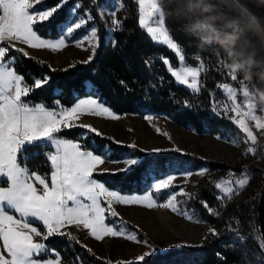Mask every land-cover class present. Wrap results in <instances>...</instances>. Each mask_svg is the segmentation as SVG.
<instances>
[{
  "label": "snow or ice",
  "instance_id": "1",
  "mask_svg": "<svg viewBox=\"0 0 264 264\" xmlns=\"http://www.w3.org/2000/svg\"><path fill=\"white\" fill-rule=\"evenodd\" d=\"M136 2L139 5V28L145 30L153 42L165 45L178 58L179 66L174 67L169 58L161 57L170 76L177 84L186 86L193 93H199L200 76L205 70L204 62L201 60L198 67L187 66L182 47L157 15L154 0ZM43 3L44 0H0V264H65V257L48 242L52 238L61 237L79 244V239L66 231L71 227L86 230L88 237L96 241L123 238L147 248L134 259L115 262L108 260L105 264H151L150 258L161 250L149 240L142 239L138 228L135 231L129 230L126 222L119 219L108 223L109 218L119 216L114 205L169 209L190 221L201 223L203 221L194 220L195 210L187 207V202L195 198V194L186 192L176 181L183 177L186 185L192 175L203 176L209 170L202 168L195 173L185 170L168 174L150 183L145 192L133 195L111 190L105 182L96 179L97 175L129 173L141 161L135 156L122 161L113 160L107 146L99 150L90 148L84 143L89 134L98 137L103 134L92 125L78 124L77 121L87 115L110 120H118L120 116L100 102L94 87L70 107L61 105L59 100L55 101L54 107L31 101L28 98L37 89L47 85L51 78L44 75L29 83L25 75L17 71V57L11 53L14 51L29 57L25 47H17L18 44L31 49L59 52L67 48L71 41L76 47L91 51L88 59L82 62L90 63L102 39L100 28L94 23L96 17L105 24V43L116 47L118 41L115 34L123 30V22L116 18V14L122 10L123 4L118 0L117 5L109 9L100 5L99 0H89L90 5L97 8L96 16H93L91 7L84 8L82 3L77 2L72 9V18L58 23L56 16L67 0H57L50 7H37ZM80 9H83L82 13ZM106 16L112 18L110 25L105 22ZM89 24L93 26L89 28ZM38 25L53 26L59 32V37L43 38L39 34ZM82 28H87L86 34L72 41L74 33ZM145 64L147 67L152 66L150 60H146ZM121 84L125 82L121 81ZM218 87L223 91L226 101H213L211 111L218 117H227L243 134L242 143L247 147L242 156L257 157L260 152L257 158L264 159V149L259 146L257 135L250 126V122H254L257 130L264 129L261 117L256 114V110H249L238 101L240 94L235 87L227 83ZM183 103L186 108L194 107L190 101L185 100ZM145 119L151 122L154 117L147 115ZM77 127L85 130L77 140L60 135ZM156 131L171 139L159 127ZM216 138L222 139L219 135ZM111 139L113 143L121 144ZM225 139L234 146L241 142L236 138ZM128 147L135 149L137 146L131 144ZM173 150L182 151L179 148ZM152 151L158 153L165 150L156 148ZM25 153L29 156H44L50 171L40 173L39 170L30 169ZM106 162H122L124 167L109 173L108 169L101 167ZM251 178L249 169L245 167L240 170L239 176L229 170L227 178L216 182L214 187L220 193L217 199L222 202V206L226 207L224 201H231L239 195L249 185ZM175 188H179V191H173ZM165 193L166 199L159 202L160 195ZM201 204L210 215L219 216L218 211L209 206L207 201H201ZM235 223L239 225V220ZM234 231L241 243L247 239L239 230ZM209 235L218 237L219 233L217 229L209 228L203 239L206 241ZM178 246L190 247L186 244ZM80 247L92 254V249L87 245L80 244ZM260 247L264 252V245ZM217 255L221 256L220 253ZM69 264L84 262L76 254L69 258Z\"/></svg>",
  "mask_w": 264,
  "mask_h": 264
},
{
  "label": "trees",
  "instance_id": "2",
  "mask_svg": "<svg viewBox=\"0 0 264 264\" xmlns=\"http://www.w3.org/2000/svg\"><path fill=\"white\" fill-rule=\"evenodd\" d=\"M111 1L99 0V4L110 6ZM77 2L82 3L84 8L91 7L93 16H96L97 8L91 6L89 0H67L56 16V21H65ZM120 2L123 4V30L115 34L118 44L112 47L105 43V24L96 17L94 23L99 26L102 39L95 58L90 63L85 64L82 62L86 60L73 59L65 65H53L50 60L35 54L29 53V58L18 52L11 53L17 57V71L24 74L29 83L44 75L51 78L47 85L37 89L28 99L45 103L48 107H54L57 100L63 106H71L94 87L97 98L118 113L161 112L175 124L192 127L198 133L220 136L242 134L227 117L215 115L211 111V105L213 101H226L218 85H236L232 74L235 67L243 61L250 63L249 76L258 96L264 102V38L256 18L237 0H203V4L200 0H158L165 27L182 47L186 65L198 67L201 60L204 62L205 70L200 76L201 90L199 93H193L186 86L177 84L162 63L161 57H166L174 67H178L176 55L165 45L153 42L146 31L139 28V5L136 0ZM55 3L57 0H44V3L37 7H50ZM204 4L211 6L209 10H204ZM82 11L83 9L79 10ZM206 25L212 28L208 39L202 38L198 33ZM37 27L41 35H59L51 25ZM85 29L77 30L76 33H84ZM146 60L151 61V67L146 66ZM121 81L125 84L122 85ZM185 100L190 101L194 107L186 108L183 103ZM84 131L77 127L60 135L77 140ZM111 138L114 137L89 134L84 143L97 150L107 146L111 157H122L124 154L139 157L141 164L129 173L96 176V179L105 182L108 188L121 193L145 192L154 178L169 173L176 162L193 168L207 166L209 171H214L200 179L195 189L188 192L195 194V198L187 202V207L194 209L195 213L208 223L199 240L186 244L190 247L177 245L158 251L150 258L151 264H264V252L260 247L264 245V240L260 234L257 216L258 200L264 186V165L235 164L223 159L201 156L195 152H177L173 150L175 148L158 153L137 145L133 149L128 147L130 143L121 142L118 145L113 143ZM25 158L28 161L27 166L33 171H50L44 156H29L25 153ZM245 167L252 176L251 185L231 201H224L226 207L222 206V202L217 199L220 193L214 184L225 173H229V170L240 173ZM114 171L109 170V173ZM176 184L185 185L184 182ZM177 190L179 188L173 189ZM166 195H160L159 201L165 200ZM201 201H207L209 206L218 211L219 216L210 215ZM236 220H239V225L235 223ZM209 228L217 229L219 236L209 235L205 241L203 237ZM234 230H239L247 237L245 242L241 243L236 238ZM79 242L78 244L66 238L55 237L48 243L61 252L65 257V264H69V258L76 254L80 255L84 264H105L111 260L98 254L82 240L79 239ZM80 244L91 248L92 254L81 248ZM218 253L221 256H218ZM118 260L121 259L111 261Z\"/></svg>",
  "mask_w": 264,
  "mask_h": 264
},
{
  "label": "rangeland",
  "instance_id": "3",
  "mask_svg": "<svg viewBox=\"0 0 264 264\" xmlns=\"http://www.w3.org/2000/svg\"><path fill=\"white\" fill-rule=\"evenodd\" d=\"M111 2L112 4L110 6L105 5L109 9L116 6L118 0H112ZM260 4L261 5L259 6L264 12V2H261ZM154 6L158 17L163 21L161 9L158 5V0H154ZM72 9L67 19L72 18ZM116 18L121 20V11L117 12ZM111 19V16H106V23L110 25ZM92 26V24L88 25L89 28ZM86 32L87 28L85 29L84 33L75 32L73 37L71 38L72 41L78 40L81 36L85 35ZM41 36L45 39H57L59 37V35L53 37L44 35ZM17 47H25V50L28 51V53L35 54L42 58L48 59L53 65H65L73 59L87 60L89 55L91 54L90 50L86 51L83 50V48L76 47L75 44L71 41L69 42V46L67 48L59 52H52L47 49L26 48V46L20 44H18ZM227 84L233 86L232 83ZM237 91L240 94L238 95L241 100L240 102L244 103V105L249 110H256V114L261 117V122L264 123V102L262 100L261 103H256L252 101L248 96L247 92L242 88L237 89ZM115 113L120 116V119L110 120L87 115L82 116L81 119L77 121V123L90 124L93 127L97 128L102 134L110 135L120 142L135 144L147 151H152V149L156 148L164 150H168L171 148H179L185 152H195L201 156L223 159L230 163H240L243 165L252 163L255 165H264V159L257 158L259 156L258 153L257 157L242 156L243 151L247 147V145H244L242 143L243 134L237 133L229 136L225 135L221 136L222 139H217L216 137L218 136V134L198 133L192 127L179 126L175 124L166 114L161 112H148L144 114L129 112ZM147 115H152L154 119L149 122L145 119ZM250 126L252 127L253 132L257 135L259 146L264 149V129L257 130L254 122H250ZM157 127H159L162 132H167L168 136H170L171 139L158 133L156 131ZM225 138H236L241 142L238 146H234L232 143L226 142ZM129 156L134 155L124 154L122 157L111 158L113 160L122 161L124 158H127ZM173 165L174 166L169 173L165 174L162 177L154 178L153 181L161 179L168 174L178 173L185 170L192 171L194 173L202 168H206L209 170L207 166H199L193 168L189 165L180 164L178 162ZM101 167L108 170H116L124 167V164L122 162H106ZM233 172L236 176L240 175V173H237L235 171ZM211 173H214V171H208L203 176L198 174L192 175L188 180L187 184L183 186L185 188V191L189 192L194 190L197 182ZM227 176L228 173H225L222 178H227ZM178 182H184V178H178L176 183ZM251 183L252 178L250 180L249 185L245 189H247L251 185ZM121 194L133 195L141 193ZM114 207L118 212L119 216L117 218H109L108 223L111 224L114 220L119 219L123 222H126V227L129 230L135 231L138 228L139 235L142 239L149 240L153 245H155L158 249L162 251L166 250L170 246L196 243L201 237L203 231L208 226V223L201 219L196 213L194 216V220H200L203 222L196 223L190 221L185 217L177 215L171 212L169 209L164 208L146 209L144 207L135 205H114ZM66 230H69L76 237H78L80 240L90 246L93 250H95L98 254L109 257L111 260H131L134 259L137 255L147 250L144 245H138L133 242L124 240L123 238H105L103 241H96L93 238L88 237L86 230H77L74 227L68 228Z\"/></svg>",
  "mask_w": 264,
  "mask_h": 264
},
{
  "label": "built area",
  "instance_id": "4",
  "mask_svg": "<svg viewBox=\"0 0 264 264\" xmlns=\"http://www.w3.org/2000/svg\"><path fill=\"white\" fill-rule=\"evenodd\" d=\"M259 5L260 3L264 2V0H255ZM212 28H210L208 25L204 26L201 28V30L198 32L199 35L202 34H207L210 36ZM250 66L249 62L244 61L240 65H237L233 71L232 77H233V82L238 85L240 88L244 89L250 99L256 103H261V99L257 94L255 85L252 83L251 78L248 73V68ZM217 102H222V101H217ZM236 235V233H235ZM245 242V241H244Z\"/></svg>",
  "mask_w": 264,
  "mask_h": 264
},
{
  "label": "water",
  "instance_id": "5",
  "mask_svg": "<svg viewBox=\"0 0 264 264\" xmlns=\"http://www.w3.org/2000/svg\"><path fill=\"white\" fill-rule=\"evenodd\" d=\"M249 13H251L260 25L264 38V12L255 0H237ZM260 234L264 240V186L259 196L257 206Z\"/></svg>",
  "mask_w": 264,
  "mask_h": 264
},
{
  "label": "clouds",
  "instance_id": "6",
  "mask_svg": "<svg viewBox=\"0 0 264 264\" xmlns=\"http://www.w3.org/2000/svg\"><path fill=\"white\" fill-rule=\"evenodd\" d=\"M200 3L203 4V0H200ZM210 7H211L210 5L204 4L205 11L209 10Z\"/></svg>",
  "mask_w": 264,
  "mask_h": 264
},
{
  "label": "bare ground",
  "instance_id": "7",
  "mask_svg": "<svg viewBox=\"0 0 264 264\" xmlns=\"http://www.w3.org/2000/svg\"><path fill=\"white\" fill-rule=\"evenodd\" d=\"M200 36L202 37V38H204V39H208L209 38V35H207V34H204V35H202V34H200ZM244 62V61H243ZM242 62V63H243Z\"/></svg>",
  "mask_w": 264,
  "mask_h": 264
},
{
  "label": "crops",
  "instance_id": "8",
  "mask_svg": "<svg viewBox=\"0 0 264 264\" xmlns=\"http://www.w3.org/2000/svg\"><path fill=\"white\" fill-rule=\"evenodd\" d=\"M233 86H234L236 89H239V88H240L239 86H236V85H233ZM237 99H238L239 102L241 101L239 97H238Z\"/></svg>",
  "mask_w": 264,
  "mask_h": 264
}]
</instances>
